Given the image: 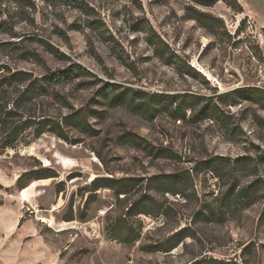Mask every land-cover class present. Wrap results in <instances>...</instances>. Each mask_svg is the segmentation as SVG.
<instances>
[{"label":"rangeland","instance_id":"1","mask_svg":"<svg viewBox=\"0 0 264 264\" xmlns=\"http://www.w3.org/2000/svg\"><path fill=\"white\" fill-rule=\"evenodd\" d=\"M81 2L0 0V264H264V0Z\"/></svg>","mask_w":264,"mask_h":264},{"label":"trees","instance_id":"2","mask_svg":"<svg viewBox=\"0 0 264 264\" xmlns=\"http://www.w3.org/2000/svg\"><path fill=\"white\" fill-rule=\"evenodd\" d=\"M62 1L64 3L71 5L74 8H78V9L83 8V4L81 0H62ZM197 1H199V3L202 5H208V6L218 1H225L227 3L232 1L233 3H237L236 0H197ZM195 13L196 14L193 15L192 17L200 22L204 21L202 17H204L206 20H211V21L217 20L216 17L210 14H206V13L199 12V11H196ZM50 52L55 54V51L51 50ZM19 75L20 74L18 73L10 74L9 76L0 80V88L2 85H7L13 81L21 80L22 78ZM65 77L66 76L63 73H60L59 71L46 76L49 82L63 80L65 79ZM27 92H28V87L23 91V93L20 94L19 100L25 99L27 96ZM19 117H21V115L19 114L18 110H11V109L7 110L4 105H0V131H1V134L6 133V135H3L0 138V151H4L7 148H15L16 144L19 141H22V140H18L19 133L28 131L27 134L30 135V129H32V127H34L35 124H37L36 128L34 129V134H33L35 137L39 136L41 133L46 131L43 129V126H42L43 121L36 123L31 117H28L24 120H21ZM85 125L86 124L83 125L84 129H86ZM48 131H52V130H48ZM61 137L63 139H66L65 136L61 135ZM45 175L48 176L47 174ZM21 179H22V176H20L17 179V186L20 188V190H22L23 188L27 186L26 184L21 183ZM119 182L121 183L122 181H119ZM115 189L117 191V194L125 192V190L122 189L121 186H117V188ZM246 192H247L246 189L239 190L237 192V197L238 198L244 197L247 194ZM139 203L140 202H135L134 204H132L131 207L128 208L129 213L132 211V206L133 207L139 206L140 205ZM113 233H114V236L119 237L123 242L129 243L134 240V238L132 237V233L130 232V227H128L127 224L125 223L118 222L117 227L115 228ZM189 264H228V263L216 260L214 258H203L199 260H194L190 262Z\"/></svg>","mask_w":264,"mask_h":264},{"label":"bare ground","instance_id":"3","mask_svg":"<svg viewBox=\"0 0 264 264\" xmlns=\"http://www.w3.org/2000/svg\"><path fill=\"white\" fill-rule=\"evenodd\" d=\"M21 195H22V196H25V195H26V193L23 191Z\"/></svg>","mask_w":264,"mask_h":264}]
</instances>
